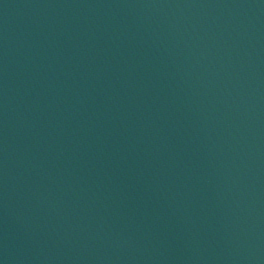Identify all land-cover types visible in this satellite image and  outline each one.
<instances>
[{"label": "water", "instance_id": "water-1", "mask_svg": "<svg viewBox=\"0 0 264 264\" xmlns=\"http://www.w3.org/2000/svg\"><path fill=\"white\" fill-rule=\"evenodd\" d=\"M0 264H264V0H0Z\"/></svg>", "mask_w": 264, "mask_h": 264}]
</instances>
